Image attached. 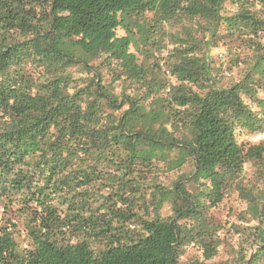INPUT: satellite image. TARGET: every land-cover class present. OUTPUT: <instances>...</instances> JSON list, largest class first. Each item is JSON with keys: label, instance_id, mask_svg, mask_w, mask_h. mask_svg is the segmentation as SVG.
I'll list each match as a JSON object with an SVG mask.
<instances>
[{"label": "trees", "instance_id": "16d2710c", "mask_svg": "<svg viewBox=\"0 0 264 264\" xmlns=\"http://www.w3.org/2000/svg\"><path fill=\"white\" fill-rule=\"evenodd\" d=\"M263 130L264 0H0V264H264Z\"/></svg>", "mask_w": 264, "mask_h": 264}, {"label": "rangeland", "instance_id": "374dc122", "mask_svg": "<svg viewBox=\"0 0 264 264\" xmlns=\"http://www.w3.org/2000/svg\"><path fill=\"white\" fill-rule=\"evenodd\" d=\"M119 35H122V31H118ZM224 50L222 49H213L211 51V56L213 57L214 60L219 59L218 54L220 53H224ZM237 71H235L236 73ZM244 142L246 141L247 143L250 144H255L261 141H264V130L260 133L257 134H253V135H248L246 138L243 139ZM245 171L246 173H248V166L245 167ZM183 171H175L173 173H169L166 174V176H163V183L165 185H171L173 184L175 181H177L179 179V176L181 175ZM245 206L240 203L239 201L235 200L234 198L230 199L229 201H227V203L225 204V206L223 208H221V210L219 212H216L215 215L223 220L225 217L229 216V220L232 219V215H236L238 212H240ZM164 214L168 215V210L165 209ZM169 216V215H168ZM231 244H234L233 241L230 242ZM226 252H228V249L226 248V250L221 251L220 255L216 258L217 260L219 259H225L227 254ZM192 253H196L194 250H192L191 248L188 249L185 253V255L183 256V260L186 259L189 255H191ZM215 261V260H214Z\"/></svg>", "mask_w": 264, "mask_h": 264}, {"label": "built area", "instance_id": "2783aa9c", "mask_svg": "<svg viewBox=\"0 0 264 264\" xmlns=\"http://www.w3.org/2000/svg\"><path fill=\"white\" fill-rule=\"evenodd\" d=\"M219 57H221V53L219 54Z\"/></svg>", "mask_w": 264, "mask_h": 264}]
</instances>
